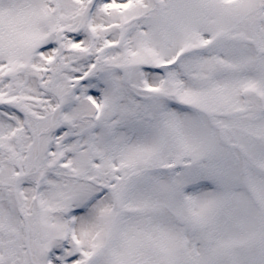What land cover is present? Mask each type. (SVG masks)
Returning a JSON list of instances; mask_svg holds the SVG:
<instances>
[{
    "label": "snow or ice",
    "instance_id": "1",
    "mask_svg": "<svg viewBox=\"0 0 264 264\" xmlns=\"http://www.w3.org/2000/svg\"><path fill=\"white\" fill-rule=\"evenodd\" d=\"M0 264H264V0H0Z\"/></svg>",
    "mask_w": 264,
    "mask_h": 264
}]
</instances>
